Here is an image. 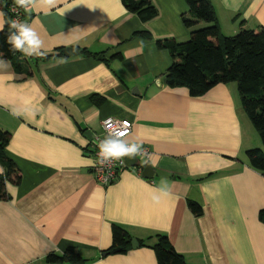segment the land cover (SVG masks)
<instances>
[{
    "label": "crops",
    "instance_id": "crops-1",
    "mask_svg": "<svg viewBox=\"0 0 264 264\" xmlns=\"http://www.w3.org/2000/svg\"><path fill=\"white\" fill-rule=\"evenodd\" d=\"M151 1L158 15L146 22L121 0H55L51 8L47 0H31L24 11L46 54L65 47L78 52L29 58L36 64L29 76L0 58V129L10 134L4 153L21 175L18 183L5 182L7 197L0 199V264H48L46 255L67 246L85 264H157L148 246L102 255L113 223L149 244L166 234L189 264H264L257 216L264 175L246 159L257 141L247 134L236 83H218L200 96L157 85L172 60L155 39L185 40L190 29L181 19L188 13L184 0ZM210 2L224 35L238 32L241 21L264 27V0ZM84 47L102 53L108 65L80 54ZM118 52L120 60L110 58ZM93 94L105 101L94 105ZM109 116L129 119L126 139L150 148L151 178L133 166L106 186L96 181L84 132H99ZM162 179L170 195L153 203L152 187ZM187 200L202 214H192Z\"/></svg>",
    "mask_w": 264,
    "mask_h": 264
},
{
    "label": "trees",
    "instance_id": "trees-1",
    "mask_svg": "<svg viewBox=\"0 0 264 264\" xmlns=\"http://www.w3.org/2000/svg\"><path fill=\"white\" fill-rule=\"evenodd\" d=\"M12 0H0V9L6 17H10L8 4ZM188 13L181 14L183 24L190 29L185 40L174 37L155 39L158 48L167 49L171 56V64L162 74L169 87H185L191 96H200L218 83L235 82L239 94L240 105L256 130L264 146V27L250 29L243 26L234 35L228 36L221 32L215 11L210 0H184ZM124 7L146 22L158 15V9L151 0H121ZM198 22L205 25L196 27ZM11 31L8 25L0 31V52L2 59L10 61L16 74L29 76L36 64L29 58L38 61H49L51 56L62 55L63 48H56L54 53L44 56L26 57L20 52L13 54L7 43V35ZM135 36L150 38L148 31H135ZM79 53L85 56L97 57L95 53L80 48ZM111 59H121V54L114 53ZM108 65V59L102 57ZM94 105H101L105 98L99 94L91 95ZM10 134L0 129V165L4 171L0 174V199L7 197L5 182L18 183L21 175L17 166L4 153V147ZM248 164L264 175V150L252 147L245 152ZM147 163V162H146ZM144 166V165H143ZM187 205L195 216L202 214V207L193 200H187ZM258 220L264 224V207L258 210ZM153 243L138 240V245L148 246L154 251L157 264H189L184 256L172 246L167 235L157 233ZM131 234L121 225H111V245L102 255L125 253L131 249ZM48 264H85L78 249L67 246L62 252H51L45 257Z\"/></svg>",
    "mask_w": 264,
    "mask_h": 264
},
{
    "label": "clouds",
    "instance_id": "clouds-1",
    "mask_svg": "<svg viewBox=\"0 0 264 264\" xmlns=\"http://www.w3.org/2000/svg\"><path fill=\"white\" fill-rule=\"evenodd\" d=\"M47 3L50 8L55 6V0H47ZM16 4L20 8L28 10L31 5V0H16ZM5 25H8L11 29L6 40L10 45L9 50L13 54L20 52L26 57H40L46 55V52L43 50V40L30 24L8 18L3 11H0V31L5 29ZM3 56V52H0V58H3ZM108 120V134L101 139L97 145L99 149L98 156L101 163L111 160L123 164L126 161L122 158H133L143 153L141 143L135 141L129 142L127 139H124L123 137L126 133L116 124L111 123L113 120L112 117H109ZM124 124L126 126L127 122H124ZM152 166H155V162H152ZM3 171V167L0 166V174H2ZM169 195L170 191L167 181L162 179L159 186L152 187L150 199L153 203H159L163 198Z\"/></svg>",
    "mask_w": 264,
    "mask_h": 264
},
{
    "label": "built area",
    "instance_id": "built-area-1",
    "mask_svg": "<svg viewBox=\"0 0 264 264\" xmlns=\"http://www.w3.org/2000/svg\"><path fill=\"white\" fill-rule=\"evenodd\" d=\"M26 9L24 8H20L17 4H16V0H12L9 4H8V11L10 12V18L14 19V20H20V21H24L26 23H28L27 19L25 18L24 15V11ZM112 117L113 120L111 121V123L116 124L118 127L121 128L122 131H124L126 133V135L123 137L124 139H126L128 137V135L131 133V129H132V122L127 119V118H121V117H114V116H109ZM106 117L101 121V126H100V131L96 132L92 135V139H91V145L93 148V152H94V162L92 165V174L94 176V178L96 179V181L103 185L106 186L112 182H114L118 176V173L120 170L127 168V167H133V166H128L125 163L121 164L118 161H106L104 163L100 162V158L98 156V143L101 139H103L109 131L108 128V124H109V120ZM124 122H127V125L125 126ZM142 148H143V153L142 154H138L136 157L138 159V163L134 166H136L137 168V172H140L143 165L149 160V157L151 156V150L150 148L145 145L142 144ZM126 161V157L122 158Z\"/></svg>",
    "mask_w": 264,
    "mask_h": 264
},
{
    "label": "water",
    "instance_id": "water-1",
    "mask_svg": "<svg viewBox=\"0 0 264 264\" xmlns=\"http://www.w3.org/2000/svg\"><path fill=\"white\" fill-rule=\"evenodd\" d=\"M10 18V17H8ZM78 51L76 49H74L73 47H65L62 49V54L65 55V56H70V55H74L76 54ZM98 58H102L101 55H98ZM157 85H160L161 83H166V78L163 77L161 79H157L156 81ZM134 91V90H133ZM135 91H136V88H135ZM84 135L89 139L91 140L92 139V134L90 131L86 130L84 132ZM138 163V159L137 157H133V158H129V157H126V164L128 166H134ZM141 175L142 177H145V178H151L153 176V168H152V165L151 163H145L144 166L142 167L141 169ZM138 246V240L136 238H132L131 239V247L132 248H136ZM118 249L116 248H113L112 251L116 252Z\"/></svg>",
    "mask_w": 264,
    "mask_h": 264
},
{
    "label": "rangeland",
    "instance_id": "rangeland-1",
    "mask_svg": "<svg viewBox=\"0 0 264 264\" xmlns=\"http://www.w3.org/2000/svg\"><path fill=\"white\" fill-rule=\"evenodd\" d=\"M232 35V34H231ZM231 35H228V36H231ZM234 35V34H233ZM235 85V83H234ZM245 122L247 123V126H248V130H247V134L250 136L251 140H256V146L254 147H258V148H261L264 150V146L256 132V130L253 128L251 122L249 121L248 117H245Z\"/></svg>",
    "mask_w": 264,
    "mask_h": 264
}]
</instances>
